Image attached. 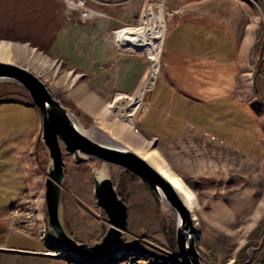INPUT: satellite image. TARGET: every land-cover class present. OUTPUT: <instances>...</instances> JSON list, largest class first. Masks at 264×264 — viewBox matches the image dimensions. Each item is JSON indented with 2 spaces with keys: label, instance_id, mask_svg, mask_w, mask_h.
Wrapping results in <instances>:
<instances>
[{
  "label": "rangeland",
  "instance_id": "rangeland-1",
  "mask_svg": "<svg viewBox=\"0 0 264 264\" xmlns=\"http://www.w3.org/2000/svg\"><path fill=\"white\" fill-rule=\"evenodd\" d=\"M83 1L91 11L71 7L67 0H0V41L11 49L6 61L41 79L93 140L130 148L142 157L158 153L156 142L139 133L137 121L160 72L161 50L151 60L143 51L119 47L115 38L116 31L139 23L151 0ZM163 5L165 35L180 9L167 0ZM199 8L215 10L238 38L241 65L235 93L254 109L263 130V151L253 159L231 151L230 162L217 168L215 176L209 171V176L199 177L198 185L176 176L195 189L197 204L191 212L199 261L264 264V0H204ZM11 100L33 106L22 85L0 80V102ZM32 143L30 183L0 226V264H182L176 212L145 181L93 157L77 162L64 148L60 218L65 230L90 246L110 226L94 196V171L111 179L127 206V224L122 240L98 259L86 260L59 247L47 222L44 183L50 158L41 140V124Z\"/></svg>",
  "mask_w": 264,
  "mask_h": 264
},
{
  "label": "crops",
  "instance_id": "crops-1",
  "mask_svg": "<svg viewBox=\"0 0 264 264\" xmlns=\"http://www.w3.org/2000/svg\"><path fill=\"white\" fill-rule=\"evenodd\" d=\"M167 1L180 9L179 18L163 34L160 72L143 103L137 129L156 142L169 169L193 186L209 171L215 176L217 168L230 162L231 151L258 158L263 130L250 104L235 93L241 65L235 32L215 10L199 8L204 0ZM135 111L133 106L131 115ZM39 122L32 105L0 102V226L30 183L32 141Z\"/></svg>",
  "mask_w": 264,
  "mask_h": 264
},
{
  "label": "water",
  "instance_id": "water-1",
  "mask_svg": "<svg viewBox=\"0 0 264 264\" xmlns=\"http://www.w3.org/2000/svg\"><path fill=\"white\" fill-rule=\"evenodd\" d=\"M0 80H13L22 85L38 112L41 140L50 158L44 183L47 222L49 234L59 247L86 260L98 259L122 240L127 224V206L117 195L111 179L105 176L93 178L94 196L110 222L104 236L96 244L84 246L65 230L60 218L61 184L65 176L64 148L73 154L77 162L93 157L122 166L145 181L158 198L162 195L165 204L179 218L176 225V246L182 264H202L195 249L196 228L192 213L172 184L150 162L134 150L97 142L82 132L66 107L28 69L0 60ZM17 252L37 254L24 250Z\"/></svg>",
  "mask_w": 264,
  "mask_h": 264
},
{
  "label": "bare ground",
  "instance_id": "bare-ground-1",
  "mask_svg": "<svg viewBox=\"0 0 264 264\" xmlns=\"http://www.w3.org/2000/svg\"><path fill=\"white\" fill-rule=\"evenodd\" d=\"M69 4L74 8H80L81 6H83L81 0H79V2L76 4L72 2ZM154 9L155 8L151 3L148 4L145 13L140 17L139 23L136 26L122 28L115 32L116 43L119 47L128 46L135 51L138 50L145 52L151 60L156 59L159 50V43L163 35L164 21L161 8L159 7L158 13H155ZM85 11H83L84 16L87 13ZM10 50L11 49L8 43L0 41V60L6 61L8 59ZM79 129L84 132L80 127ZM152 153L144 157L172 184L178 195L182 198L184 203L189 208L190 212H193L197 204L195 195L186 186L182 179L176 176V174H174L169 169V167L159 158L157 152ZM148 157L150 158L148 159ZM92 174L93 178L96 179L105 177L102 176V172L100 171H94V173L92 172ZM159 199L163 204H165V200L162 195L159 197ZM192 216L194 218V214H192ZM176 221L177 223H179L178 217H176Z\"/></svg>",
  "mask_w": 264,
  "mask_h": 264
},
{
  "label": "built area",
  "instance_id": "built-area-1",
  "mask_svg": "<svg viewBox=\"0 0 264 264\" xmlns=\"http://www.w3.org/2000/svg\"><path fill=\"white\" fill-rule=\"evenodd\" d=\"M67 2L71 3V2H74L73 0H67ZM79 2V0L77 1ZM81 3H83V6H81L82 8H84L85 10H89V9H86L84 7V1L81 0ZM149 3H151L154 7H157V8H162L164 5H163V0H151ZM70 5V4H69Z\"/></svg>",
  "mask_w": 264,
  "mask_h": 264
}]
</instances>
